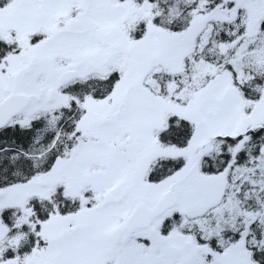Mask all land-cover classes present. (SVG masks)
I'll return each instance as SVG.
<instances>
[{"label":"snow or ice","instance_id":"1","mask_svg":"<svg viewBox=\"0 0 264 264\" xmlns=\"http://www.w3.org/2000/svg\"><path fill=\"white\" fill-rule=\"evenodd\" d=\"M0 264H264V0H0Z\"/></svg>","mask_w":264,"mask_h":264}]
</instances>
